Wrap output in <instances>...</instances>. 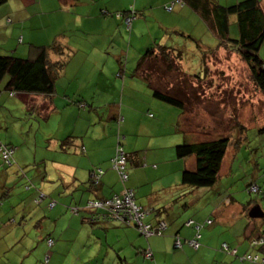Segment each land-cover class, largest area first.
I'll list each match as a JSON object with an SVG mask.
<instances>
[{
	"label": "crops",
	"instance_id": "obj_1",
	"mask_svg": "<svg viewBox=\"0 0 264 264\" xmlns=\"http://www.w3.org/2000/svg\"><path fill=\"white\" fill-rule=\"evenodd\" d=\"M170 1L5 0L0 5V54L25 57L47 47L51 62L61 66L51 95H10L6 77L0 82V143L14 148L12 163L5 165L0 158V264H37L46 245L51 248L46 264H256L243 256L258 254L251 239L264 230V215L251 217L246 211L255 205L246 208L229 195L203 216L189 211L198 204L195 189L213 188L219 175L211 187L183 183L182 171L195 168V156L177 157L174 147L182 132H193L183 127L181 114L164 120L142 113L151 98L143 94L147 83L138 76L142 73L133 70L143 53L151 49L155 54L159 46L181 49L187 36L199 40L198 32L215 36L198 8L175 5L168 12L164 6ZM208 1L228 6L241 0ZM259 6L264 13V0ZM129 8L135 17L127 28L114 13ZM229 34L237 35L232 15ZM199 42L204 48L217 44ZM246 59L259 63L257 57ZM118 132L130 154L127 186L135 203L149 209L145 223H165L161 234L144 236L132 224L104 215L103 208H83L88 200L111 197L122 188L109 166ZM40 134L46 136L39 142ZM188 139L184 142L195 140ZM224 157L219 173L229 175L231 163ZM94 168L103 173L91 185ZM40 193L44 197L36 203ZM206 218L212 222L202 228L198 249L174 246L175 235H193L187 221ZM81 234L68 247L70 238ZM15 247L20 252L4 261L7 248ZM31 250L34 260L24 261ZM259 251L264 253V246Z\"/></svg>",
	"mask_w": 264,
	"mask_h": 264
},
{
	"label": "rangeland",
	"instance_id": "obj_2",
	"mask_svg": "<svg viewBox=\"0 0 264 264\" xmlns=\"http://www.w3.org/2000/svg\"><path fill=\"white\" fill-rule=\"evenodd\" d=\"M197 35L203 44L212 43L214 45L218 42L209 31L198 32ZM187 39H184L185 43L181 48L183 52L181 65L158 56L154 59L150 58L151 60L148 59L144 67L147 77L156 88L164 92L168 91V93L181 98L184 103L183 127L193 133L184 135L185 132H182L179 144L189 141L188 138H195V140L215 139L221 136L229 138V146L224 158L229 160V164L231 163L230 174L222 175L219 173V180L213 188L194 187L197 191L193 192V196L197 198L198 204L196 207L189 208V211L195 213L196 216H203L208 208H212L225 195L229 194L232 200H237L245 207L250 203V205H259L263 211L262 215H264V86L256 85L250 78L251 74L261 78L263 70L255 68L257 63L253 59L249 60L250 69H244L239 63V59L242 61L241 56L227 54L221 58L212 57L213 70L204 73L202 55L195 44L190 40L187 41ZM256 56L264 62V41ZM192 74H200V77H194ZM210 80L213 83L210 84ZM259 86L261 92L256 91V89L260 90ZM141 88L144 96L148 92V98H151L149 106L142 111L145 117L151 114L150 117L153 116L154 119L158 117L164 118V120L174 119L183 111L154 98L152 88L147 84ZM137 102L135 100L134 108L137 107ZM234 111L239 115V118H236L237 123H242L247 128L240 134L237 128L230 133L234 126L233 119L224 118L227 116L229 118ZM228 113L230 114L228 115ZM38 122L41 124L39 133L43 134L44 131L46 132L43 125L44 121L39 119ZM34 129L36 130V127ZM41 134L37 137L39 142L42 137L46 136H41ZM243 135L246 137L244 144L241 143L239 146V136ZM25 140H28V136L25 137ZM40 145L44 146V142H41ZM38 150V154H41V149ZM253 179L257 182L260 191L248 192L246 187L249 181ZM205 206L207 208L203 210ZM220 209H224V207L220 206ZM248 212L246 211V214ZM262 215L257 216V218L262 217ZM245 218H249V216ZM262 220L264 222V216ZM262 232L264 237V230ZM78 237L82 238V234L70 238L67 243L68 247L72 245L71 241ZM50 249L46 245L42 256L38 257V262L35 261V263L46 264L45 258L50 255ZM20 250L21 248L18 247L13 250L7 248L3 260L10 259L12 252L18 253ZM31 252L32 250L24 258V261L27 259L34 260ZM256 252L261 254L258 246ZM64 257L68 256L64 255ZM11 262H2L1 264H20V262Z\"/></svg>",
	"mask_w": 264,
	"mask_h": 264
},
{
	"label": "trees",
	"instance_id": "obj_3",
	"mask_svg": "<svg viewBox=\"0 0 264 264\" xmlns=\"http://www.w3.org/2000/svg\"><path fill=\"white\" fill-rule=\"evenodd\" d=\"M4 1L5 0H0V5ZM185 4H189L192 5V7L198 8L202 17L206 21L208 29L209 30L211 29L213 31L215 35L214 37L218 41L215 47L204 48L203 46H201L199 40L193 39L191 38V36H187L188 38H190V41H192L195 44V47L202 55V59H203L202 64L204 68V73L205 71L210 72L213 70L212 67L214 64L212 57L221 58L223 57V55H227V54L229 55L234 54L235 56H241L240 58H242V61H240L239 59V63L241 67L244 69L245 68L250 69L249 60H247L246 57L247 58L257 57L256 53L264 40V13L262 12L259 6V0H241L236 4H231L228 6L214 4L212 2H209L208 0H171L169 4L164 6V9L166 11L171 12L175 5L184 6ZM168 6H172L170 10L167 9ZM114 15L117 18H120L126 25L125 18L127 16H131V19H133L135 17V11L133 8H129L125 11H116ZM231 15L235 16V25L237 28V35L235 37L229 34V16ZM48 49L49 48L47 47L44 48L39 47L36 52H33L32 54L27 55L25 57H18L14 54H0V82L6 77L7 80L6 89L10 95H13L15 93H27V94H40L46 96V95H51L54 92V87H55L54 73L56 72V67L60 68L61 66L58 63L51 62L48 56ZM53 50H55L56 52H60L61 49L59 47H55V48L53 47ZM158 56L162 57V59L164 60H170V61L172 60L173 63H176L177 65H181L180 62H182L183 59L182 58L183 52L181 49H175L169 46H159L158 52H156L155 54H153V51L151 49H148L146 52L143 53L142 57L138 61L136 68L133 70V73H137V71L142 73L141 76L140 75L138 76L141 78L143 77L147 85L152 88V96L157 100H160L166 104L182 109L183 110L181 112L182 114L181 113L180 114L183 115L184 103L181 100V98L168 93V91L164 92L159 88H156L150 81L149 77H147L146 68L143 65L147 63L148 59L150 58L154 59L157 58ZM257 61H259V63L255 68L256 69L261 68L263 70V73L261 74V78H259L254 74L253 75L251 74L250 78L253 83H255L256 85H261L263 87L264 62L261 61L258 57H257ZM120 75H121L120 73H117V76ZM193 76L199 78L200 74ZM209 83L211 84L213 83V81L210 80ZM259 88L260 90L256 89V91L258 90V92H261V87L259 86ZM251 101L253 102V100ZM258 103L259 102H257V104ZM230 113H228V115ZM224 118L233 119L234 126L230 131V133H232V131H234L235 128L239 130V134L242 131H246L247 128H245L246 126H244V124L237 123L236 118H239V115L235 111L233 114L229 116V118L228 116ZM121 120H122V116L119 119L117 118L116 119L117 124H120ZM245 138L246 137L244 135L241 137L239 136L238 139L239 146L241 143L244 144ZM123 139L124 136L118 132L115 140L114 153L109 159V166L117 173L119 182L121 183L122 188L120 189V191L124 187L129 188V186H127V181L129 178V170L127 167V162L130 154L124 149V145L122 142ZM6 146L8 147L10 146L13 148V146L11 145H6ZM117 146H122L123 151L125 152L126 155L125 169L127 171L128 176L125 181L121 180L119 173L112 166V159L115 157ZM228 146H229V138L226 136L224 137L221 136L215 139H206V140L202 139L193 142H183L182 144H176L174 149H175V155L177 157L182 158L192 155L195 156V168L192 170L184 169L181 174V181L183 183L195 187L213 186L218 179L221 161L225 155ZM13 152H14V148H13ZM0 158L4 162L1 153H0ZM12 159L13 157L11 156L10 159L11 163H12ZM96 169H100V176L98 177V180L96 182H93L91 174L93 172L95 173ZM102 173H103L102 168L91 169L89 173L90 184L91 185L98 184ZM251 185H255L257 189L255 191H250L249 187ZM246 188L248 192L260 191V188L257 182L255 181V179L249 181ZM120 191L115 193L114 195L119 194ZM228 195L229 194H227L226 197H228ZM43 197L44 194L42 197L38 195V197L35 198V202L38 203L40 201V198L42 199ZM111 197L102 198V199H110ZM91 200H98V199H91ZM52 202L54 203V201ZM86 203L83 206V208L88 209L86 208ZM246 208H248V205ZM92 209L93 208H90L88 210H92ZM97 209L98 208H94V210ZM103 210L104 211L102 212L104 215L106 214L109 216L112 215L109 213V211L106 208H103ZM207 220H210L212 222L211 219L206 218L202 222L192 221L191 223L187 224L193 227L194 230L193 235L190 238H182L179 235H175L174 240L176 238H179L181 242V246L176 248H182L183 244H187L189 247L193 248L194 250L198 249L200 247L199 239L201 238L202 228L204 226L211 224V223H207L206 222ZM196 224H199L198 229L195 228ZM194 238H196L197 240L198 243L197 247H192L188 243L190 240ZM253 239H262V242H257V244L252 245V247L258 246L259 248V246L260 247L264 246L263 232H261L260 236ZM253 239H251V241ZM252 255H257V260L255 261L247 260L249 263L259 264L260 263L259 261L261 259H264V253L252 254ZM47 259L48 257L45 258V263L47 262Z\"/></svg>",
	"mask_w": 264,
	"mask_h": 264
},
{
	"label": "built area",
	"instance_id": "obj_4",
	"mask_svg": "<svg viewBox=\"0 0 264 264\" xmlns=\"http://www.w3.org/2000/svg\"><path fill=\"white\" fill-rule=\"evenodd\" d=\"M172 6H168L167 9L170 10ZM105 13V11H103ZM125 22L127 25V28L130 26L131 22V16H127L125 18ZM0 153L2 158L4 159V162L6 164L10 163V159L13 153V148L8 147L2 143H0ZM125 162H126V155L123 151L122 146L116 147V154L115 157L112 159V166L117 170L119 173V176L121 180L125 181L127 179V171L125 169ZM100 176V169H96V172L91 174L93 182H96L98 180V177ZM257 187L255 185H251L249 187L250 191H255ZM40 196H43V194H40ZM49 205H53V202H50ZM106 208L114 219L123 221L127 224H132L140 234L144 236H148L151 234H161L162 229L165 227L164 222H159L156 226H151L148 223H145L143 221L144 216L149 212V209H145L142 206L138 205L134 201V195L133 190L131 188L124 187L119 194L114 195L110 199H101V200H89L86 203V208ZM192 220H189L186 222V224L191 223ZM207 223H211L210 220L206 221ZM195 228H199V224L195 225ZM198 236V235H197ZM257 242H262V239H253L251 243L253 245L257 244ZM52 243V240H48V244L50 245ZM189 245L192 247H197L198 243L196 238L190 240ZM174 246L180 247L181 242L179 238H176L174 240ZM222 247L225 250H228L227 245L224 243L222 244ZM234 251H231L233 253ZM146 256H150L151 253L149 251H146ZM244 259L248 261H255L257 260V255L252 254H246L243 256ZM259 264H264V259H261L259 261Z\"/></svg>",
	"mask_w": 264,
	"mask_h": 264
},
{
	"label": "water",
	"instance_id": "obj_5",
	"mask_svg": "<svg viewBox=\"0 0 264 264\" xmlns=\"http://www.w3.org/2000/svg\"><path fill=\"white\" fill-rule=\"evenodd\" d=\"M249 215L251 217H257V216H261L262 212L259 206H253L250 210H249Z\"/></svg>",
	"mask_w": 264,
	"mask_h": 264
},
{
	"label": "clouds",
	"instance_id": "obj_6",
	"mask_svg": "<svg viewBox=\"0 0 264 264\" xmlns=\"http://www.w3.org/2000/svg\"><path fill=\"white\" fill-rule=\"evenodd\" d=\"M42 194V193H41ZM39 196H40V194H39ZM40 197H42V196H40Z\"/></svg>",
	"mask_w": 264,
	"mask_h": 264
}]
</instances>
